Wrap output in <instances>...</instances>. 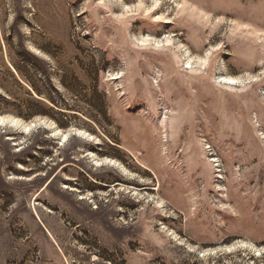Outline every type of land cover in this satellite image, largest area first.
I'll return each instance as SVG.
<instances>
[{
    "label": "rangeland",
    "instance_id": "374dc122",
    "mask_svg": "<svg viewBox=\"0 0 264 264\" xmlns=\"http://www.w3.org/2000/svg\"><path fill=\"white\" fill-rule=\"evenodd\" d=\"M0 264H264V0H0Z\"/></svg>",
    "mask_w": 264,
    "mask_h": 264
},
{
    "label": "snow or ice",
    "instance_id": "6c2138e0",
    "mask_svg": "<svg viewBox=\"0 0 264 264\" xmlns=\"http://www.w3.org/2000/svg\"><path fill=\"white\" fill-rule=\"evenodd\" d=\"M230 83H236L235 81H229Z\"/></svg>",
    "mask_w": 264,
    "mask_h": 264
}]
</instances>
